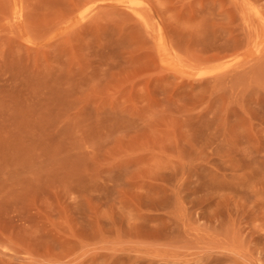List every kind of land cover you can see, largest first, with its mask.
I'll list each match as a JSON object with an SVG mask.
<instances>
[{"label": "rangeland", "instance_id": "rangeland-1", "mask_svg": "<svg viewBox=\"0 0 264 264\" xmlns=\"http://www.w3.org/2000/svg\"><path fill=\"white\" fill-rule=\"evenodd\" d=\"M0 264H264V0H0Z\"/></svg>", "mask_w": 264, "mask_h": 264}]
</instances>
